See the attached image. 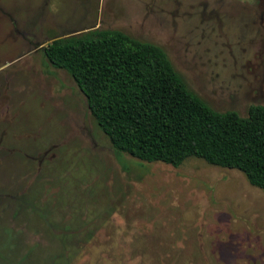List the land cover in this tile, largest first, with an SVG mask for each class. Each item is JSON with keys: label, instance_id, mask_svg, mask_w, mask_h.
Segmentation results:
<instances>
[{"label": "rangeland", "instance_id": "rangeland-1", "mask_svg": "<svg viewBox=\"0 0 264 264\" xmlns=\"http://www.w3.org/2000/svg\"><path fill=\"white\" fill-rule=\"evenodd\" d=\"M163 49L211 109L264 104V0H0V264H264V192L234 169L116 151L55 38Z\"/></svg>", "mask_w": 264, "mask_h": 264}, {"label": "trees", "instance_id": "trees-1", "mask_svg": "<svg viewBox=\"0 0 264 264\" xmlns=\"http://www.w3.org/2000/svg\"><path fill=\"white\" fill-rule=\"evenodd\" d=\"M43 53L71 76L116 151L173 168L197 158L241 172L264 192V104L246 117L211 109L162 48L118 30L55 38Z\"/></svg>", "mask_w": 264, "mask_h": 264}, {"label": "flooded vegetation", "instance_id": "flooded-vegetation-1", "mask_svg": "<svg viewBox=\"0 0 264 264\" xmlns=\"http://www.w3.org/2000/svg\"><path fill=\"white\" fill-rule=\"evenodd\" d=\"M51 43V42H50ZM51 65V64H50ZM59 70V69H58Z\"/></svg>", "mask_w": 264, "mask_h": 264}]
</instances>
